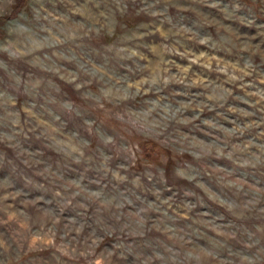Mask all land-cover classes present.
Segmentation results:
<instances>
[{
    "label": "clouds",
    "instance_id": "obj_1",
    "mask_svg": "<svg viewBox=\"0 0 264 264\" xmlns=\"http://www.w3.org/2000/svg\"><path fill=\"white\" fill-rule=\"evenodd\" d=\"M0 264H264V0H0Z\"/></svg>",
    "mask_w": 264,
    "mask_h": 264
}]
</instances>
